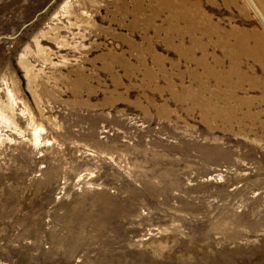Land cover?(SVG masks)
I'll return each mask as SVG.
<instances>
[{
	"label": "rangeland",
	"instance_id": "obj_1",
	"mask_svg": "<svg viewBox=\"0 0 264 264\" xmlns=\"http://www.w3.org/2000/svg\"><path fill=\"white\" fill-rule=\"evenodd\" d=\"M0 264H264V0H0Z\"/></svg>",
	"mask_w": 264,
	"mask_h": 264
},
{
	"label": "bare ground",
	"instance_id": "obj_2",
	"mask_svg": "<svg viewBox=\"0 0 264 264\" xmlns=\"http://www.w3.org/2000/svg\"><path fill=\"white\" fill-rule=\"evenodd\" d=\"M203 57H204V55H203ZM201 58V60H200V64H203V63H205V57L204 58ZM217 65L219 66V61H217ZM217 67V66H216ZM210 75L212 76V78H215L216 80H219V81H222V82H225L226 81V77H224V76H222V77H217V76H215L214 74H211L210 73ZM209 78V77H208ZM233 110L234 109H230V114H232V112H233ZM228 112V111H227Z\"/></svg>",
	"mask_w": 264,
	"mask_h": 264
}]
</instances>
